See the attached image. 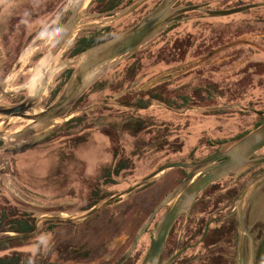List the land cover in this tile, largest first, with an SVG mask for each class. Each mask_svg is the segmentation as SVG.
Wrapping results in <instances>:
<instances>
[{"label":"rangeland","instance_id":"obj_1","mask_svg":"<svg viewBox=\"0 0 264 264\" xmlns=\"http://www.w3.org/2000/svg\"><path fill=\"white\" fill-rule=\"evenodd\" d=\"M51 1L20 0L26 5L27 27L20 32L11 29L8 36H15L14 40H6L2 34L19 0L9 1L0 10V82L4 81L0 104L18 102L29 94L30 87L23 86L24 83L70 14L69 9L65 10L52 22L55 12L66 0H56L52 10L41 9ZM156 1L148 0L128 16L104 25L78 28L60 59L71 57L93 35L100 37L119 31ZM234 1L222 0L215 9ZM109 2L88 0L82 13L91 15L81 17L80 22L99 21L104 17L100 9ZM244 12L212 18L198 17V11L183 13L191 20L183 22L186 18L164 29L172 27L168 34L176 32L177 35L182 31L183 34L171 35L166 46L161 43L163 36L157 39V34L152 38L157 40L151 45L144 44L130 58L95 79L67 115L46 133L18 148L0 152V207L16 205L31 211L35 219L42 214L74 215L96 201L94 194H90L95 188L106 198L166 161H189L207 154L219 140L227 141L254 127L264 117L241 107L264 112V22H260L264 21V8ZM110 13L107 16L113 12ZM56 22L57 27L48 29L42 37L45 28ZM198 26L202 29V39L186 50ZM20 43L23 45L19 51L14 49L12 53L13 46L18 47ZM217 48L220 49L211 58H204ZM72 68V65L59 68L49 77L41 96L45 105L60 93ZM200 73L204 77L210 74L214 81L208 83L202 80L204 77H196ZM152 85L166 88L164 96L169 105L163 104L168 108L154 104L139 108L134 102ZM24 123L25 120H12L7 129ZM257 154L264 155V147ZM119 167L120 174H117L114 169ZM179 171L178 168L165 170L154 180L124 197L110 200L84 219L43 220L34 234L18 237L15 249L23 254L26 264H111L127 249L152 208L173 188ZM263 172L264 163H261L211 184L206 190L213 191L208 206L217 205L226 210L232 207L233 202L225 201L226 190L245 187ZM100 176L115 183H104ZM240 206V203L234 206L235 220ZM163 210L164 206L156 212L123 264H137L140 260L149 245L151 228ZM242 214L244 264H264L261 260H264V240L258 244L264 238V183L243 204ZM257 244L261 259L256 252Z\"/></svg>","mask_w":264,"mask_h":264},{"label":"water","instance_id":"obj_2","mask_svg":"<svg viewBox=\"0 0 264 264\" xmlns=\"http://www.w3.org/2000/svg\"><path fill=\"white\" fill-rule=\"evenodd\" d=\"M88 0H66L55 12L52 22H55L65 10L69 9V16L56 32L52 42L45 53L37 60L29 78L23 86L30 87L29 94L22 100L11 104H0V152L12 150L31 142L46 133L54 123L64 118L68 110L79 98L82 92L100 75L110 67L129 57L153 37L163 31L168 25L177 21L174 17L188 11H198L204 18L231 15L244 12L251 8L264 6V1L242 4L230 8L209 9L206 2L192 4H177V0H159L154 7L143 14L136 22L119 31L112 37L92 46H89L77 54L60 59L67 48L72 36L78 28L88 25H104L121 19L148 0H135L133 3L114 10L109 16L102 17L99 21L81 23L80 18L91 14L82 13V9ZM240 42H246L241 40ZM217 48L208 53L204 58L217 52ZM72 65L60 93L57 97L45 105L41 99L44 94L49 77L59 68ZM4 81L0 82V91L3 92ZM160 105L168 108L160 102H151L150 105ZM127 106L126 104H122ZM207 109V107H200ZM243 109L261 114L252 107ZM173 110V109H172ZM177 111V110H174ZM182 112V111H180ZM25 120V123L15 129H7L12 120ZM264 147V120L238 136L224 141L213 151L198 156L189 161L170 160L162 163L147 175L132 182L118 193L103 198L84 211L74 214H42L33 223V229L29 232H6L0 236L1 240L18 238L34 234L41 221L46 219L80 220L90 216L97 209L108 204L114 198H121L129 194L133 189L140 187L152 180L167 169L184 168L186 174L170 189L162 199L152 208L147 218L136 229L127 249L111 264H123L137 245L140 237L146 231L147 226L153 220L156 212L164 206V210L151 228L150 242L144 254L137 264H157L166 236L178 215L185 213L195 197L208 185L226 177L227 175L241 172L249 167L264 163V155H254ZM264 183V174L245 186L235 198L233 206L240 203L238 210L239 241L237 245L238 264H241L242 249V206L248 197ZM176 251L162 264L169 262L178 254Z\"/></svg>","mask_w":264,"mask_h":264},{"label":"flooded vegetation","instance_id":"obj_3","mask_svg":"<svg viewBox=\"0 0 264 264\" xmlns=\"http://www.w3.org/2000/svg\"><path fill=\"white\" fill-rule=\"evenodd\" d=\"M9 1H11V0H0V10L3 9V7L5 5H7V3ZM158 1L159 0H157L153 4L152 7H154V5ZM189 1L190 0H177L175 5H177V4H190V2H192V1H190V2ZM196 2H198V1H196ZM199 2H206L207 3L205 5L206 8L214 9V8L208 7L209 6L208 1H199ZM21 3L19 0L18 7L14 8V10H13L14 14H10L8 17L7 29L5 31V34L4 33L2 34V35H4V37H6L5 38L6 40H10V39L14 40L15 39V36H11V37L8 36V33L10 32L11 29H13L14 32H20L22 29H24V28L26 29V27H27L26 17H25L26 5L24 2L22 4ZM53 4H57L56 0H52L50 5L49 4L48 5L43 4L41 6V9L42 8L44 10L46 9V11L52 10ZM142 5H140V6H142ZM41 9H40V11H41ZM114 10L115 9L103 10L100 13H102L104 16H107L108 13H110V12L112 13ZM116 10H117V8H116ZM145 13L146 12H144L143 14H145ZM198 13H199L198 14V17H199L200 12H198ZM186 18H188V19H186ZM202 18H204V17H202ZM174 19H177V21L174 22L173 24L168 25V27L169 26L173 27V25H175L179 22H182L184 19H186V20H184L183 22H187V21L191 20V18L189 19V17H186L183 14H180V15L174 17ZM192 19H194V18H192ZM196 19H198V18H196ZM260 22H264V21L261 20ZM129 23H127L122 28H120L119 31L130 26L131 24H129ZM49 26H50V28H48ZM49 26H47L45 28V30L42 32V34H41L42 37L45 35V33L48 31V29L53 30L54 28H56L57 22H56V24L51 23ZM172 27H170L169 30L172 29ZM169 30L167 28L162 33L158 34L157 39L160 36H163L162 38H164V39L161 41V43H164V45L166 44V41L172 37L171 35H173V36L176 35V32H172V33L168 34ZM201 30H202L201 26H198L196 28V32L193 33L194 36L192 37L194 40L190 41V45L187 46L188 48L186 50L193 48L194 44H197L198 41H200L202 39L200 37ZM103 32H104V30L101 31L102 34H103ZM182 32H178V33L183 34L184 32L183 33ZM178 33L175 37H178ZM103 36L104 35H101L100 37L102 38ZM183 37L184 36L182 35L181 38H183ZM25 39L26 38H24V40L22 41L23 43L25 42ZM156 40L154 38V39H151L150 41H148L147 43H149V45H151L153 43V41L155 42ZM22 45L23 44L20 43V45L18 47L13 46L12 53H13L14 49H17V52H18L19 49L22 47ZM171 45H173V43L169 44L167 46H171ZM211 51H213V50H211ZM17 52H15V53H17ZM208 53H210V52H208ZM213 55L214 54H212L210 56V58ZM130 57H131V55L129 57L125 58L124 60H126ZM124 60H122V61H124ZM196 77H202L203 78L204 76H203V74L200 73V74H197ZM198 79L200 80V82H202V80H205V82L214 81L213 77H211L210 74L205 75L204 79H202V80L200 78H198ZM207 92L208 91H205V93H207ZM165 93H166V88H163L160 86L154 87V85H152L151 87H149L148 89H146L142 93L145 95H142V94L139 95L134 100V102L140 103V105H138L139 108H145L147 105L142 106L141 105L142 102H146V100H149L152 102L155 101V100H150L151 96L154 94H160L161 95L160 98L166 99L164 96ZM77 101H79V98L74 102V104ZM124 101L126 103L131 102V100H124ZM117 102H119V100H117ZM119 103L122 104L121 102H119ZM123 104H125V103H123ZM130 107H128V108H130ZM258 115L264 117V112L261 111V114H258ZM257 152L254 155H256ZM125 168H126V166H125ZM176 168H179V167H176ZM182 169H184V168H182ZM179 172H180L179 176H177L175 183L171 187H174L183 178V176L186 174V169H184V173L182 171H179ZM118 174H120V172ZM230 175H232V174H230ZM230 175H228V176H230ZM100 177H103V176H100ZM102 179H103L104 183H108L107 181L111 182L112 184L115 183V180H111L109 178H107L108 179L107 180L106 177H103ZM209 187H211V184L208 185L206 188H204L201 192L198 193V195L194 199V202L192 203L190 208L185 213L178 215L177 218L174 220V222H173V224H172V226H171V228H170V230L166 236V239L164 241V245L162 247V250H161L159 259L157 261V264H161L162 262L167 260L176 251H179L178 254L169 262V264H238V254H237V245H238V241H239L238 211H237V215H236L237 219L235 220L234 219V213H233L234 212L233 211L234 206L228 207L227 210L225 208L223 209V207L218 208L217 205L216 206H214V205L208 206V204H207L208 200L211 198V194H213V191L211 189L206 192V190ZM95 189H96L95 192H93L91 190L90 194H94L95 197L93 199L96 198V201H98L101 197V195L99 194L100 189L99 188H95ZM170 189L171 188H169L168 190H170ZM97 190H98V192H97ZM205 192H206V194H205ZM226 193H227V190H226ZM226 193H225V201L227 203L230 200L226 197ZM103 198H104V196H103ZM103 198H101V199H103ZM234 200H232V202H234ZM243 219H244V217L242 214V227L244 230ZM244 235H245V231H243V235H242L241 264H244V260H245L244 252H243V250H244V248H243L244 247ZM263 240H264V238L261 241H259L258 244L261 243ZM258 244L256 245L257 255H258V253L260 254V251H259L260 246ZM234 245H235V247H234ZM258 258L261 259L260 255H258ZM261 260L264 263V260L263 259H261Z\"/></svg>","mask_w":264,"mask_h":264},{"label":"trees","instance_id":"obj_4","mask_svg":"<svg viewBox=\"0 0 264 264\" xmlns=\"http://www.w3.org/2000/svg\"><path fill=\"white\" fill-rule=\"evenodd\" d=\"M133 1H135V0H126L124 3H120L119 1L110 0L108 5H105V7L103 6L104 7L103 9L104 10H108V9H115L116 10V8L119 9V8L124 7V6H127V5L131 4ZM199 1H202V0H199ZM206 1H208V3H209L208 7L215 9L217 4L219 2H221L222 0H206ZM261 1H264V0H235L233 2V4L222 5V7L223 8H230V7H234V6H238V5H242V4H247V3H252V2H261ZM211 2H213V5L211 4ZM190 4H192V2H190ZM141 7H143V5L140 6L139 8H141ZM261 7L264 8V6H261ZM139 8H137V9H139ZM259 8L260 7L251 8V9L247 10L246 12L249 13V12L255 11L256 9H259ZM103 9H100V10L103 11ZM147 11H144V12H147ZM141 15H139L138 17L133 19L129 24H132L133 22H135ZM261 15H259V16H261ZM254 18H255V20L258 19V18H256V16ZM118 32L119 31L108 32L102 38L99 37V35L98 36L93 35V36H91V38L86 39L87 40L86 45L75 49L73 51V53H71V55L73 56V55L77 54L78 52L82 51L83 49H85L89 46H92L94 44H97L99 42L107 40ZM86 40L82 39V41H86ZM160 96H161L160 94H154L151 96L150 100L159 101V102H162V103L169 105L168 101L166 99L160 98ZM148 101L149 100H147V102ZM147 102H145L144 104H141V105L146 106V105H148ZM137 105H140V104L137 103ZM263 120H264V118H260L255 123V125L259 124ZM224 140H219L217 145H215V146H213V148L209 149L207 153L213 151ZM178 169L184 173V169H182V168H178ZM114 171L118 174L120 172V167L115 168ZM243 187H244V185H240L239 188L233 189L231 191L227 190L226 197L230 200V203H232V200H234L237 197V195L241 192ZM101 198H103V197H100V199ZM95 202H97V201H94L91 205H93ZM34 219H35V216L31 211H28L25 209H20L16 205H13V206H4L3 205L0 207V236H2L6 232H29L33 229ZM20 238H22V237H20ZM20 238H11V239H6V240L0 241V264H26L25 260L23 259V254L20 251L15 249L16 246L18 245V241ZM48 264H56V263H48Z\"/></svg>","mask_w":264,"mask_h":264},{"label":"crops","instance_id":"obj_5","mask_svg":"<svg viewBox=\"0 0 264 264\" xmlns=\"http://www.w3.org/2000/svg\"><path fill=\"white\" fill-rule=\"evenodd\" d=\"M189 28H190V27H189ZM195 32H196V31H195ZM195 32H194V33H195Z\"/></svg>","mask_w":264,"mask_h":264}]
</instances>
